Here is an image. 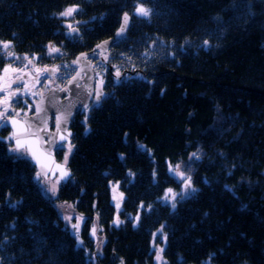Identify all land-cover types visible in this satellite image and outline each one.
I'll return each mask as SVG.
<instances>
[{
    "label": "trees",
    "instance_id": "1",
    "mask_svg": "<svg viewBox=\"0 0 264 264\" xmlns=\"http://www.w3.org/2000/svg\"><path fill=\"white\" fill-rule=\"evenodd\" d=\"M137 2L0 0V42L20 56L63 40L69 6L94 22L83 40H63L64 63L131 16L109 48L123 78L104 73L102 101L73 119L72 174L55 199L0 139V264H157L154 243L162 264H264V0H142L149 18L134 15ZM176 164L196 191L173 208L162 198L182 190ZM58 201L83 216L81 245Z\"/></svg>",
    "mask_w": 264,
    "mask_h": 264
},
{
    "label": "water",
    "instance_id": "2",
    "mask_svg": "<svg viewBox=\"0 0 264 264\" xmlns=\"http://www.w3.org/2000/svg\"><path fill=\"white\" fill-rule=\"evenodd\" d=\"M124 13L125 12L121 14L119 23L110 37L98 41L91 49L80 51L74 56L76 70L68 79L65 88L51 86L47 91L40 94L38 100L34 103L33 113L24 115L21 118L15 117L19 121L17 131L20 138L29 141L39 160V164H37L31 156H27L32 165L36 168V173L34 175L35 181L38 180L37 172L41 173L40 178H55V181L58 183L67 182L71 178L72 173L66 166V163L59 162L56 159L55 147L63 142H70L72 130L69 128V125L74 113L80 108H84V105L97 104L95 93L98 89L102 91V87L100 81H95L96 70L93 63L89 60L88 55L93 52H98L100 61L106 63L104 55L108 52L109 48L125 34L124 33L120 37L117 36ZM71 29H68L67 32H72ZM105 41H107V44L104 47H97V45H103ZM46 73L51 75L52 68H48ZM111 75L116 80H120L123 77V75L117 77L114 72H111ZM74 77L75 79H73ZM69 81H72V83H69ZM93 95L94 97L91 101ZM101 100L102 97L100 101ZM37 107H39L41 111L37 112ZM50 115L54 116L53 130L49 129L48 125ZM61 115L67 122L66 124L62 123L61 128L58 130L57 116ZM29 124H31V127H29ZM6 126L9 128L10 133H12L13 126L11 121L6 122ZM38 129H46V131H40L38 136L33 135V133H37ZM69 133L71 135H69ZM62 136L65 137V139L62 140ZM38 137H43V139H39ZM48 141H55V143H49ZM11 142L12 146H14V141ZM65 173H68V175H65ZM109 189L115 192V188L111 186V182L109 183ZM120 199L121 195L115 196L113 198V203H119Z\"/></svg>",
    "mask_w": 264,
    "mask_h": 264
},
{
    "label": "rangeland",
    "instance_id": "3",
    "mask_svg": "<svg viewBox=\"0 0 264 264\" xmlns=\"http://www.w3.org/2000/svg\"><path fill=\"white\" fill-rule=\"evenodd\" d=\"M67 8H70V6ZM59 17H60L62 28L66 30L71 29L72 27L76 26L79 20V19L78 20L73 19L71 16H61L60 14H59ZM69 26H71V28ZM53 46L57 48L56 43H54ZM60 53H62L61 48H60V51L52 52L50 54L49 47H47V49L45 50L44 56H40L38 54H33V55L23 54L20 56V55L15 54L14 57H11L12 59L9 62H6L1 66L0 77H2L3 79L0 80V86L3 87L4 91L0 92V98L8 97L9 92L11 91L13 93L14 92L16 93V95L12 99L13 101L12 107L9 109L10 115L14 116L15 112H19L20 116H18V118H20L26 114L31 113L32 102L36 101L39 98L41 93H44L45 91H47L49 87L51 86V83L56 86L65 85L67 78L75 70V69H72L74 67L73 66L74 61L64 63V61H61L63 59V53L61 55ZM25 56H27L29 59L27 60L24 59ZM4 57L7 59H10V57H8L7 54H5ZM15 57H19V59H15ZM29 60H31V63H29ZM48 61H51V63L48 64ZM6 67L9 68V71L7 73L4 72V69ZM50 67H53L54 69H56L54 75L45 76L46 72H44L43 69L45 68L48 69ZM13 69H15V71ZM37 69H39L40 71H37ZM19 70L22 76L27 74L28 77H25L24 79H21V81H19L18 78L16 77L17 76L16 73H18ZM33 76H37V77L44 76L45 78L42 81L37 80V82H32L31 79L30 81L29 79H27ZM25 84L27 85V88H25ZM63 158H64V155H63ZM63 158L61 159V161H63ZM175 177L177 178V180L180 181V184L182 185V189H183L184 187L183 182L178 176L175 175ZM38 184L42 188L43 193L55 199L56 193L58 191V188L61 182L58 183L55 181V179L47 177L45 179L44 178L38 179ZM53 192L55 193L54 195H53ZM117 195H121V193L120 191L117 190V188H115L114 197ZM164 196L165 194L163 195V198H162L163 202L165 200ZM170 200H171V194H169V199L167 201H170ZM56 206H57V209L62 219L68 225L70 231L75 235V230L73 229L72 225L79 223V233H80L83 223H84L83 216H81L78 212H76L72 204L69 202H64V201L59 202L58 201L56 202ZM65 217H71L72 219L69 221L65 219ZM93 228H95V225L92 227V230H91L92 233H93ZM81 242L82 241L79 238L78 245H81L82 244ZM95 244L98 245V247L100 246V244H97V242H95ZM157 245H158L157 243H154L156 261H157V264H162L163 261L160 255L162 244L158 246ZM96 251L99 253L101 251V248L100 247L98 249L96 248ZM158 256H159V259H158ZM89 259L93 261V264H96L93 256H90Z\"/></svg>",
    "mask_w": 264,
    "mask_h": 264
},
{
    "label": "snow or ice",
    "instance_id": "4",
    "mask_svg": "<svg viewBox=\"0 0 264 264\" xmlns=\"http://www.w3.org/2000/svg\"><path fill=\"white\" fill-rule=\"evenodd\" d=\"M78 10H79L78 7H70V8L65 9L63 12H61L60 15L61 16H71L74 12H76ZM151 13H152V9L145 7L142 0H138L137 4L135 5V8H134V15L138 16V17H142V18H149ZM130 20H131L130 14L128 12H125L123 14V17H122V22H121L120 28L117 32L118 37L122 36L126 32V30L129 27ZM69 27L71 28V26H69ZM71 30L73 32L76 31V29H74V28H72ZM208 43L209 42L207 40L204 41L205 46H207ZM106 44H107V41H105L103 45H97V47L101 48V47H104ZM11 48H12V44L10 41L0 42V55H3L6 53L8 57H14L15 53L13 51H10ZM58 51H59L58 48H55L54 46H51V45L49 46L50 54L52 52H58ZM15 59H19V57H15ZM24 59L27 60L29 58L27 56H25ZM29 63H31V60H29ZM25 67H27V66H25ZM13 70L15 71V69H13ZM8 71H9V68L6 67L4 69V72L7 73ZM37 71H40V70L37 69ZM43 71L47 72L48 69L45 68V69H43ZM52 71H56V69H52ZM116 75H117V77L120 76L119 71H117ZM2 79L3 78L0 77V80H2ZM73 79H75V77ZM69 83H72V81H69ZM100 84L101 85L103 84L102 80L100 81ZM25 88H27L26 84H25ZM2 91H4V89L2 86H0V92H2ZM11 95L15 96L16 93L14 92ZM102 96H103V92L100 91L99 89L96 90L95 99H96L97 104L99 103ZM10 99H11V97L0 98V105L3 106L2 109H0V128L6 127V122L11 121L12 126H13V132L7 138H0V139H6L9 141H14V146H10L8 148V151L10 153L17 154V158H21L24 156H31L32 159L34 161H36L37 164H39V160L37 159L35 152L33 151L29 141L22 140L19 136V133L17 131V125H18L19 121L15 117L20 116V113L15 112L14 116L10 115L9 109H10L11 105L8 103V100H10ZM84 108H85V110H87L88 105H84ZM39 111H41V109L39 107H37V112H39ZM69 115H70V113H69ZM66 122H67L66 119L62 115L57 116V129L59 130L61 128L62 123L66 124ZM29 127H31V124H29ZM40 131H46V129H38L37 133H33V135L38 136V133ZM69 135H71V134L69 133ZM38 138L43 139V137H38ZM61 139L63 140V139H65V137L62 136ZM48 142L49 143H55V141H48ZM71 150L72 149H71V145H70L69 146V153L71 152ZM192 158L199 159V156L197 153H193L192 157H190V159H192ZM66 161H67V154L65 155V162ZM169 172L174 173L176 176H178L184 184L183 189L179 193L174 192L173 189H171V188L167 189L165 192L164 199L168 200L169 194H171L172 207L175 208L177 197H179L180 199H184L187 196L194 193L196 191V189L192 185L191 175L188 174V171L186 169L182 168V166L180 164H176L175 166L170 165L169 166ZM40 175H41V173L37 172V179L40 178ZM65 175H68V173H65ZM54 194L55 193L53 192V195ZM10 206L14 207L15 205H10ZM65 219L70 221L72 218L71 217H65ZM72 227L75 230V235H76L77 241L79 242V223L73 224ZM92 234L93 235L96 234L95 228H93ZM2 243L3 242H0V246H2ZM158 259H159V256H158Z\"/></svg>",
    "mask_w": 264,
    "mask_h": 264
},
{
    "label": "flooded vegetation",
    "instance_id": "5",
    "mask_svg": "<svg viewBox=\"0 0 264 264\" xmlns=\"http://www.w3.org/2000/svg\"><path fill=\"white\" fill-rule=\"evenodd\" d=\"M72 28H76V31L75 32H70V33H68L67 32V30L66 29H64V32H63V34L65 35V37L63 38L62 37V39L63 40H71L72 39V37H71V35L72 34H74L76 37H77V40L79 41V40H83L84 38H85V32H87V30H93L94 29V24L93 23H90V22H88V20H78V23L76 24V26H74V27H72ZM58 31V30H57ZM55 32V33H59V32ZM59 35H60V33H59ZM57 39H58V36H57ZM63 40H52L51 42H49L46 46H45V50L47 49V47H49L50 45H52L53 46V44H54V42L55 41H58V44H57V48L59 49V51H60V48H61V50H62V48L64 47V41ZM92 48V47H91ZM90 48V49H91ZM89 50V49H88ZM62 53H60V55H61ZM109 57H110V54H109V50H108V52L104 55V58H105V60H106V63H102L101 61H100V57H99V54H98V52H93V53H91V54H89L88 55V58H89V60L93 63V65H94V68H95V70H96V74H95V81H103V78H102V75L104 74V73H107V71H108V73L111 75V72L113 71V69L111 70L110 69V67L111 66H109V64H108V59H109ZM73 61H74V59H73ZM49 63H51V61H48V64ZM74 63V62H73ZM74 66H75V64H74ZM52 69H54L53 67H51ZM75 70H76V66H75ZM75 70L73 71V73L67 78V80H66V83H65V85H63V86H56V85H54V84H52L51 83V86H56V87H58V88H65V86H66V84H67V81H68V79L74 74V72H75ZM103 72V73H102ZM54 73H55V71H52V74L51 75H49V74H45V76H53L54 75ZM17 74V78H18V80L19 81H21V79H24L25 77H28L27 76V74H25L24 76H22V74L20 73V70H19V72L18 73H16ZM112 76V75H111ZM44 76H39V77H37V76H33V77H31V78H27V79H29V81H30V79H31V81L32 82H37V80H40V81H42V80H44ZM123 78V77H122ZM121 78V79H122ZM52 82V81H51ZM50 86V87H51ZM49 87V88H50ZM101 87H102V91H103V96H102V99H103V97H104V95H105V90H104V87H103V84L101 85ZM13 92L11 91V92H9V96L8 97H11V99L10 100H8V103L11 105V107H12V103H13V101H12V99H13V97L14 96H12L11 94H12ZM93 97H94V95L92 96V98H91V101L93 100ZM27 100H29V99H27ZM38 100V99H37ZM36 100V101H37ZM24 101V100H23ZM36 101H34V102H32V111H31V113H33V111H34V103L36 102ZM90 101V102H91ZM102 101V100H101ZM100 101V102H101ZM99 102V103H100ZM98 103V104H99ZM98 104H94V105H91V104H89L88 105V108H87V110H85V108H80L79 110H77L75 113H74V115H73V117H72V119H71V122H70V125H69V128L72 130V135H71V138H70V142L69 143H67V142H63V143H61V144H58L56 147H55V156H56V153L57 154H60V153H62V154H69V146L71 145V149L73 148V145H72V138H73V129L71 128V124H72V121H73V119L76 117V114L77 113H80V112H85V111H88V110H90V109H92V108H94L96 105H98ZM2 105H0V109H2ZM10 107V108H11ZM31 113H29V114H31ZM27 115V114H26ZM23 117V116H22ZM21 118V117H20ZM48 125H49V129H51V130H53L54 129V116L53 115H50V118H49V121H48ZM72 151V150H71ZM57 159V158H56ZM64 161H65V159H64ZM63 161V162H64Z\"/></svg>",
    "mask_w": 264,
    "mask_h": 264
},
{
    "label": "bare ground",
    "instance_id": "6",
    "mask_svg": "<svg viewBox=\"0 0 264 264\" xmlns=\"http://www.w3.org/2000/svg\"><path fill=\"white\" fill-rule=\"evenodd\" d=\"M111 70H112V67H111ZM113 72V71H112ZM115 73V72H114ZM123 75V74H122ZM121 76V75H120Z\"/></svg>",
    "mask_w": 264,
    "mask_h": 264
}]
</instances>
